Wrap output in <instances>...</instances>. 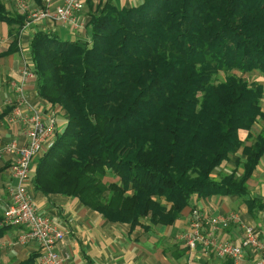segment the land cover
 <instances>
[{"label":"trees","instance_id":"16d2710c","mask_svg":"<svg viewBox=\"0 0 264 264\" xmlns=\"http://www.w3.org/2000/svg\"><path fill=\"white\" fill-rule=\"evenodd\" d=\"M89 6L90 42L45 32L31 42L39 96L68 115L37 161L35 190L132 226L172 225L194 195L239 196L254 216L263 205L248 182L264 155V130L251 145L241 133L264 120V85L234 72L264 75V0ZM27 16L0 1L1 22L21 27ZM15 51L17 38L0 58ZM241 149L246 159L216 178Z\"/></svg>","mask_w":264,"mask_h":264},{"label":"crops","instance_id":"0c3cea01","mask_svg":"<svg viewBox=\"0 0 264 264\" xmlns=\"http://www.w3.org/2000/svg\"><path fill=\"white\" fill-rule=\"evenodd\" d=\"M11 14H25L21 11L18 0H0ZM30 9H40L47 2L52 6L60 5L64 0H25ZM100 0H86L80 16L81 27L74 28L51 20H42L30 27L10 25L0 21V54L7 52L17 38V51L0 58V113L7 108L12 112L0 121V222L11 202V190L16 185L12 166L17 161V153L6 149L15 142L22 147L27 144L30 108L56 117V126L49 141L61 134L68 122V115L59 107H54L43 100L37 90L36 78H24L23 69L30 61L31 42L38 32L57 34L66 42H90L92 9ZM145 0H134L133 6L118 7L117 0H110L118 8L138 7ZM27 20V19H26ZM20 89L22 91H20ZM264 111V105H263ZM256 127V128H255ZM264 130V120H259L251 132H242L241 138L247 145L248 136L256 138ZM245 133V134H244ZM250 134V135H249ZM46 151L39 155L33 166L35 176L37 161ZM246 157L241 149L225 166L224 174H230L236 168V161ZM239 169V174L242 173ZM250 196L261 201L263 208L254 216L239 196L212 195L199 198L194 195L191 204L172 225H154L150 219H142L139 224L111 222L99 212L94 211L80 200L70 196H45L35 190L33 180L28 185V194L36 207L45 216L52 219L55 225L65 232L59 245V251L66 257V264H225L229 258H219L210 251L206 242L214 240L222 243H235L242 246L244 226H253L264 241V155L248 182ZM202 215L201 240L194 249L189 246V236L195 232L193 211ZM238 216L228 228L221 226L213 230L210 218ZM237 222V223H236ZM27 229L22 226H1L0 224V264H40L39 244L26 236ZM254 255L245 248L242 261L233 264H253Z\"/></svg>","mask_w":264,"mask_h":264},{"label":"built area","instance_id":"2783aa9c","mask_svg":"<svg viewBox=\"0 0 264 264\" xmlns=\"http://www.w3.org/2000/svg\"><path fill=\"white\" fill-rule=\"evenodd\" d=\"M86 0H64L57 6L47 2L42 9L28 12L25 27H30L42 20H51L63 24H69L74 28L81 27V13ZM27 9V8H25ZM3 40L0 37V45ZM24 78H36L33 68L26 64L23 69ZM20 91H22L20 89ZM28 123L27 144L20 147L15 142L7 145L6 149L17 153V161L12 166V173L16 179V185L11 190V202L3 214L1 226H22L27 229L26 236L34 239L39 244L40 264H66V257L59 251V245L64 239L65 232L60 230L51 218L40 213L36 204L28 194V185L34 178L33 166L44 150L47 151L54 140L48 142L57 124L54 114L46 115L39 110L30 108ZM202 214L198 210L193 211L195 219V232L189 236V246L194 249L200 241L202 229ZM237 215L228 217L210 218L213 230L219 226L228 228L230 222L238 221ZM242 246L235 243H222L214 240L206 242L210 250L219 258H229L238 263L243 260L245 248L250 249L254 255L253 264H264V241L259 237L257 229L253 226H244Z\"/></svg>","mask_w":264,"mask_h":264},{"label":"rangeland","instance_id":"374dc122","mask_svg":"<svg viewBox=\"0 0 264 264\" xmlns=\"http://www.w3.org/2000/svg\"><path fill=\"white\" fill-rule=\"evenodd\" d=\"M17 2L19 3L21 11L24 12L25 14H27V15H28L29 11L36 9V8L35 9H32V8L30 9V6L28 5V3L25 0H18ZM115 4L118 7L130 6V5L133 6L134 5V0H117V2ZM25 8H27V9H25ZM42 8H44V7H41L40 9H42ZM234 74H237L238 76H241V77H243L244 79H246V80H248L250 82L257 81L260 84L264 85V75H262V74H260L258 72H253V73H250V74H240L238 72H234ZM225 77L226 76L224 74H220V76L217 78V82L220 83V82L224 81ZM251 137L252 138L249 140L250 144H252L255 141L254 136L251 135ZM224 168H225V166H223L222 168L220 167L219 169L216 170V172L214 174L216 178L219 179L221 175H225L224 171L227 172V170H225ZM104 181L105 182H117V181H119V179L118 178H114V177H107V178L104 179Z\"/></svg>","mask_w":264,"mask_h":264}]
</instances>
